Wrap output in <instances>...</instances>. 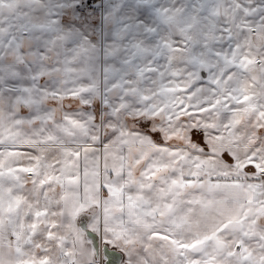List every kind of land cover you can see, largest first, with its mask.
Segmentation results:
<instances>
[{"label":"snow or ice","instance_id":"obj_1","mask_svg":"<svg viewBox=\"0 0 264 264\" xmlns=\"http://www.w3.org/2000/svg\"><path fill=\"white\" fill-rule=\"evenodd\" d=\"M0 264H264V0H0Z\"/></svg>","mask_w":264,"mask_h":264}]
</instances>
